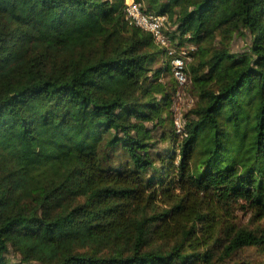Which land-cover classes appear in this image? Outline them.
I'll return each instance as SVG.
<instances>
[{
    "label": "trees",
    "instance_id": "1",
    "mask_svg": "<svg viewBox=\"0 0 264 264\" xmlns=\"http://www.w3.org/2000/svg\"><path fill=\"white\" fill-rule=\"evenodd\" d=\"M123 1L0 0V264H264V0Z\"/></svg>",
    "mask_w": 264,
    "mask_h": 264
},
{
    "label": "built area",
    "instance_id": "2",
    "mask_svg": "<svg viewBox=\"0 0 264 264\" xmlns=\"http://www.w3.org/2000/svg\"><path fill=\"white\" fill-rule=\"evenodd\" d=\"M123 10L125 16L136 26L151 33L156 45L163 49L171 65L172 73L180 86L187 82L186 65L192 59V53L197 48L194 42L180 40L176 25L166 13L147 11L144 0H124ZM186 96L187 106L193 98L181 88L175 93L173 110L174 124L177 132L185 134V118L182 108L178 107V99ZM183 103V100H182ZM185 108V107H184ZM184 110V109H183Z\"/></svg>",
    "mask_w": 264,
    "mask_h": 264
},
{
    "label": "rangeland",
    "instance_id": "3",
    "mask_svg": "<svg viewBox=\"0 0 264 264\" xmlns=\"http://www.w3.org/2000/svg\"><path fill=\"white\" fill-rule=\"evenodd\" d=\"M144 3H145V6H146L147 5V1L144 0ZM218 41L219 40H218V36H217L215 39H213L212 41H210L209 45L210 46L217 45L218 44ZM188 42H190V41H188ZM191 42H194V41H191ZM244 44H245V38L242 35H240V34H236L233 37V39L231 40L230 48L232 50H241L245 46ZM182 100H183V103H182ZM186 101H187L186 96H184V99H183V96H181L178 99V107L180 109L182 108V111H183L184 107L187 106V102ZM166 145H167L166 142L159 141L157 143V145L155 146V149L156 150H159L162 147H165ZM250 215H251L250 210H248V211L247 210H245V211H237V221H238V223L241 224V225L246 224L248 222V220L250 219ZM249 252L252 255H255V257L257 259H260L261 257H263V256L260 255L261 251H258V250L257 251H255V250H249ZM10 255L13 257V253H11ZM13 259H14V257H13Z\"/></svg>",
    "mask_w": 264,
    "mask_h": 264
}]
</instances>
